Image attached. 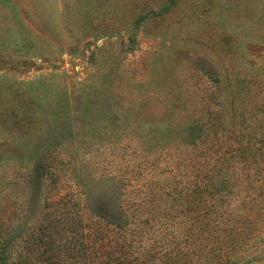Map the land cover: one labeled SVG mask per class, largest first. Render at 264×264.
Returning a JSON list of instances; mask_svg holds the SVG:
<instances>
[{"label":"rangeland","instance_id":"rangeland-1","mask_svg":"<svg viewBox=\"0 0 264 264\" xmlns=\"http://www.w3.org/2000/svg\"><path fill=\"white\" fill-rule=\"evenodd\" d=\"M108 216L113 264H264V0H0V264Z\"/></svg>","mask_w":264,"mask_h":264},{"label":"trees","instance_id":"trees-1","mask_svg":"<svg viewBox=\"0 0 264 264\" xmlns=\"http://www.w3.org/2000/svg\"><path fill=\"white\" fill-rule=\"evenodd\" d=\"M88 221L83 222L78 217L74 224L76 228L70 236L63 233L67 227L64 225L61 226L59 232L48 231L40 248L41 264H113V261L117 262L108 256L109 249L100 246L96 241L103 240L109 232L119 240L124 235V227L109 216L104 222ZM85 226L89 227L88 231H84ZM4 261L6 264L9 262ZM17 262L18 264H29L26 258H21Z\"/></svg>","mask_w":264,"mask_h":264}]
</instances>
